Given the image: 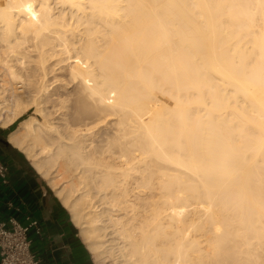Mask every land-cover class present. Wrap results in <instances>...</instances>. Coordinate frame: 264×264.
<instances>
[{
	"label": "bare ground",
	"instance_id": "1",
	"mask_svg": "<svg viewBox=\"0 0 264 264\" xmlns=\"http://www.w3.org/2000/svg\"><path fill=\"white\" fill-rule=\"evenodd\" d=\"M0 66L28 89L0 73V126L44 95L8 140L99 264H264V0H0Z\"/></svg>",
	"mask_w": 264,
	"mask_h": 264
},
{
	"label": "crops",
	"instance_id": "2",
	"mask_svg": "<svg viewBox=\"0 0 264 264\" xmlns=\"http://www.w3.org/2000/svg\"><path fill=\"white\" fill-rule=\"evenodd\" d=\"M11 126H0V160L8 167L6 181L0 177V219L15 218L24 225L27 217L37 220L41 232L33 227L29 238L33 253L45 264H95L68 210L9 142Z\"/></svg>",
	"mask_w": 264,
	"mask_h": 264
},
{
	"label": "rangeland",
	"instance_id": "3",
	"mask_svg": "<svg viewBox=\"0 0 264 264\" xmlns=\"http://www.w3.org/2000/svg\"><path fill=\"white\" fill-rule=\"evenodd\" d=\"M57 6H59V5H56V7ZM59 7H57V9H58ZM55 10L56 12L60 9H58V10ZM31 44V43H30ZM66 57V56H65ZM67 60V59H66ZM64 61L65 63L67 62V61ZM68 62H69V60H68ZM68 62L65 64V65H63L64 63H62V66H63V68L64 69H60V70H58V72H57V77L59 78L60 77V79H62L61 77H67V78H63L62 80H59V81H54V78L52 77H50V79H48V80H50L49 82H47V83H52V84H50V85H52V86H50L49 84H47V85H49L48 87H50L49 88V90L50 91H53L54 90V87L55 86H58V85H62L57 91H56V97L57 98H61V99H64L65 100V105L66 104H69V105H67V112H68V114L70 115V116H72L71 117V120H73V117H75V120H74V122H79V121H81V120H86V118L87 117H89L88 116V113L87 112H85L84 110H80V108H78L77 109V105H76V93H77V89H76V85H75V83L70 79V77L68 76V72L67 71H65L67 68H65L64 66H66L67 64H68ZM1 67V66H0ZM66 67H68V66H66ZM3 69V70H2ZM61 71V72H60ZM5 72V73H4ZM63 72V73H62ZM0 73L3 75L2 77L5 79V80H7V78H8V82L9 83H11V82H13L15 85H20L21 83L19 82H15V80H12L11 78H10V76L8 75V72L6 71V69L5 68H3V67H1L0 68ZM59 73H61V74H59ZM65 73V74H64ZM59 75V76H58ZM67 75V76H66ZM50 76V75H49ZM52 79V80H51ZM71 80V81H70ZM6 81V82H7ZM52 81V82H51ZM54 81V82H53ZM72 82V83H71ZM53 83L55 84V86L53 85ZM65 83V84H64ZM68 83V84H67ZM71 84V86H68V85H70ZM25 85V87H24V85ZM64 84V85H63ZM22 86H23V89L26 91V90H28V89H26L27 87H26V83H22L21 84ZM20 85V86H21ZM67 86V87H66ZM48 87H47V89H48ZM69 87V88H68ZM65 90H64V89ZM63 89V90H62ZM62 90V91H61ZM48 91V90H47ZM50 91H48V92H50ZM65 91V92H64ZM61 94V95H60ZM26 96H27V94H26ZM26 96H24V97H22L20 100H19V102H20V107H22L21 109H20V107L18 108V109H20V110H24L25 112H24V114L16 121V123H15V126H14V129L19 125V123L21 122V121H23L24 119H29V118H31V117H35V122H38V121H40V122H42L43 120H42V114H38L37 115V113L35 112L36 111V108L38 107V103H40V101H41V103H43L42 105L44 106L45 104H44V102H42V100L44 99V95L43 96H41L40 98L39 97H37V96H31V95H28L27 97ZM35 97H36V99H35ZM37 99H38V101H37ZM40 100V101H39ZM60 102H58V99H57V101L56 102H54V104H59ZM22 104V105H21ZM51 104H53L52 102L50 103V105ZM18 105V106H19ZM27 105V106H26ZM29 105V106H28ZM37 105V106H36ZM41 105V106H42ZM32 106V107H31ZM36 106V108H34ZM78 107H79V105H78ZM69 110V111H68ZM8 112H6L5 113V115L7 114ZM39 115H41V118H40V116ZM77 115V116H76ZM36 117H37V120H36ZM56 117H58V116H56ZM9 128V127H8ZM14 129H12L11 131H13ZM96 128H94L93 130L94 131H97V130H95ZM103 129V128H102ZM109 129V128H108ZM33 130V129H32ZM10 131V132H11ZM9 132V133H10ZM101 132H102V130H101ZM29 144V142H26V145H28ZM24 156H25V154H24ZM29 161V160H28ZM30 162V161H29ZM59 163V164H58ZM63 164V165H62ZM58 165V166H57ZM57 167L55 168L56 169V171H55V173L58 175V176H56L55 177V179H54V182L55 183H57L58 182V184L59 183H61L62 185H66V182L70 179V177L69 178H67V176H68V173L64 170L65 168V166H64V161H63V159H59L58 160V162H57ZM61 166H62V168H61ZM64 166V167H63ZM63 169V170H62ZM36 171V170H35ZM57 171L59 172V174L57 173ZM62 171V172H61ZM63 171H65V173L64 174H62L61 175V173H63ZM36 173L38 174V172L36 171ZM54 173V174H55ZM39 175V174H38ZM40 177H41V175H39ZM42 178V177H41ZM42 180L44 181V183L46 184V186L52 191V193H54L53 192V190H52V186L51 185H49L48 184V182L45 180V179H43L42 178ZM57 181V182H56ZM65 183V184H64ZM79 231V230H78ZM92 255V254H91ZM94 259V261H95V264H99V262L98 261H96L95 260V258H93ZM104 264H111L110 262H105L104 261Z\"/></svg>",
	"mask_w": 264,
	"mask_h": 264
},
{
	"label": "built area",
	"instance_id": "4",
	"mask_svg": "<svg viewBox=\"0 0 264 264\" xmlns=\"http://www.w3.org/2000/svg\"><path fill=\"white\" fill-rule=\"evenodd\" d=\"M8 167L0 160V177L6 181ZM26 225L15 218L0 219V264H45L31 249L29 231L35 228L41 232L40 224L30 217Z\"/></svg>",
	"mask_w": 264,
	"mask_h": 264
},
{
	"label": "trees",
	"instance_id": "5",
	"mask_svg": "<svg viewBox=\"0 0 264 264\" xmlns=\"http://www.w3.org/2000/svg\"><path fill=\"white\" fill-rule=\"evenodd\" d=\"M16 123V122H15ZM15 123L11 126V128H13L14 129V126H15ZM4 142H6V141H4Z\"/></svg>",
	"mask_w": 264,
	"mask_h": 264
}]
</instances>
